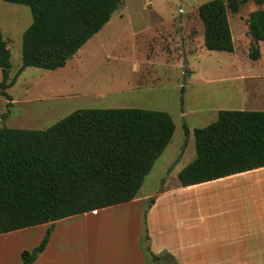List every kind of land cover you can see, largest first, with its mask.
Wrapping results in <instances>:
<instances>
[{
  "label": "trees",
  "instance_id": "trees-1",
  "mask_svg": "<svg viewBox=\"0 0 264 264\" xmlns=\"http://www.w3.org/2000/svg\"><path fill=\"white\" fill-rule=\"evenodd\" d=\"M5 1L28 6L32 15L22 35L21 70H56L108 23L123 0ZM246 1L208 0L199 6L208 50H234L229 12ZM246 24L249 57L257 60L264 8L252 11ZM0 68V93L8 98L11 52L1 29ZM174 131L168 112L138 107L81 108L46 129L2 127L0 234L51 223L40 243L21 253L22 264H34L55 221L136 198ZM194 138L196 157L178 173L182 186L264 167V110H219L215 121L194 129ZM150 253L158 264L172 258Z\"/></svg>",
  "mask_w": 264,
  "mask_h": 264
},
{
  "label": "rangeland",
  "instance_id": "rangeland-1",
  "mask_svg": "<svg viewBox=\"0 0 264 264\" xmlns=\"http://www.w3.org/2000/svg\"><path fill=\"white\" fill-rule=\"evenodd\" d=\"M206 1L123 0L64 67L21 70L22 35L32 22L31 11L0 0V29L12 63L9 97L0 93V129H46L81 108L166 111L175 131L144 189L165 179L178 181L177 172L196 157L195 128L215 121L222 109L264 110V42L258 45L259 59H250L246 24L252 11L264 8V0H247L238 12H229L232 52L205 47L198 9ZM1 240L0 251L14 250L13 243ZM159 264L173 262L164 257Z\"/></svg>",
  "mask_w": 264,
  "mask_h": 264
},
{
  "label": "crops",
  "instance_id": "crops-1",
  "mask_svg": "<svg viewBox=\"0 0 264 264\" xmlns=\"http://www.w3.org/2000/svg\"><path fill=\"white\" fill-rule=\"evenodd\" d=\"M166 180L149 190L143 182L129 202L55 221L34 264H157L150 251L173 264H264V167L188 186ZM50 224L0 234L14 249L0 251V264H22Z\"/></svg>",
  "mask_w": 264,
  "mask_h": 264
}]
</instances>
